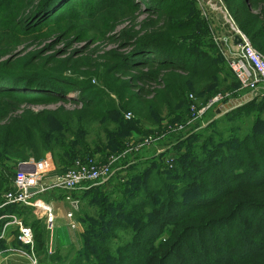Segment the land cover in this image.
<instances>
[{
  "label": "trees",
  "instance_id": "16d2710c",
  "mask_svg": "<svg viewBox=\"0 0 264 264\" xmlns=\"http://www.w3.org/2000/svg\"><path fill=\"white\" fill-rule=\"evenodd\" d=\"M69 1L45 0L35 14L46 16L40 20L47 23ZM222 1L238 29L264 56V0ZM143 3L146 7L142 11L146 16L135 25L139 28L133 26L121 33V43L130 47L131 52L121 54V62L114 67L123 76L133 73L127 81L117 79L118 85H112L116 81L107 80L116 100L102 90L95 91L92 86L74 81H70L71 85H60L59 72L66 65L56 67L55 64L48 68L46 63H37L30 74L15 75L17 69L11 68L10 61L1 60L4 54H0V168L7 166L10 159L39 160L42 153L47 152L62 167L73 166L76 160L95 158L96 153H122L130 135L138 133V129L133 131L134 123L124 118L125 110L133 107V101L139 102L148 119L158 116L165 107L167 115H171V123L182 122L176 113L192 105L187 94L192 91L197 94L204 85L217 79L211 72L212 57L206 47L198 44L202 43V37H195L197 11L191 7L190 0H144ZM128 6L136 9L134 3ZM4 16L10 17L0 15V19ZM10 29L0 24V51L8 48L11 51L10 46L20 38L21 34ZM203 30L197 29L199 33ZM192 58L201 64L188 68L185 60ZM48 69L56 73L46 71ZM40 72L48 76H41ZM68 86L80 88L77 101L84 103L81 108L72 111L60 107L24 109L17 113L19 103H38L42 98L68 102L65 101L69 99ZM156 125L154 128L164 132L165 126ZM255 131L245 138H232V146L227 145L228 140L220 142L214 136H195L199 146L182 152L175 160L176 169H167L162 162L164 155L171 152L169 149L157 155L154 152L147 157H134V164L140 169L136 174L129 173L132 176L118 185L119 191L112 190L119 194L117 201L94 193L93 188L84 190L85 195L91 196L86 199L89 203L81 202L82 213L79 211L77 218L73 213L82 228L77 248L69 258L61 261L56 255L55 259L59 264H75L76 261L84 264L88 261L87 257L83 259L84 254H92L88 250L90 245L101 254L94 256L92 264H168L166 260L171 251L183 256L180 264H264V133ZM175 133L178 132L169 135L173 137ZM190 138H184L185 142ZM207 140L218 142L223 149L207 144ZM180 142L173 146L177 148ZM115 178L121 181V176L114 175L111 180ZM1 186L9 187L3 181ZM48 193L42 196L46 201H65L64 194L57 197ZM131 200L140 206V211ZM113 207L114 214L121 211L124 223H115L108 215L107 211ZM5 212L16 213L33 228L40 226L39 220L30 221L29 207L7 206L0 210V213ZM227 223H230L228 227ZM107 226H119L128 234L121 245L114 248L116 255L95 242L106 236L115 238L110 231L100 234L99 230L107 231ZM167 228L166 243L155 244L154 238L162 236ZM33 233L35 252L47 254L49 235L40 231ZM9 246H16V240L0 239V251ZM225 246L226 251H222Z\"/></svg>",
  "mask_w": 264,
  "mask_h": 264
},
{
  "label": "rangeland",
  "instance_id": "374dc122",
  "mask_svg": "<svg viewBox=\"0 0 264 264\" xmlns=\"http://www.w3.org/2000/svg\"><path fill=\"white\" fill-rule=\"evenodd\" d=\"M44 1L45 0H7L5 3H3V1L0 2L1 4L3 3V5L0 6V15L10 16L9 18L4 16V19H0V24L2 23L5 27L8 25V27L11 28L10 31L13 33L21 34L20 38H17L13 42V45L10 46V48L13 47L11 51H8L10 50L9 48L5 49L4 52L0 51V54H4L1 60L6 59L13 64L11 68L17 69L15 75L30 74L31 69L37 67L35 65L37 63L41 65L46 63L48 68L54 67L55 64L56 67L57 64H62V66L66 65L65 69L62 68L61 72H59L61 78L58 83L60 85H71L70 83L72 82L70 81H74L78 84L87 85V87L92 86V89L95 91L102 90L104 93H107L111 99L113 98L116 100L114 92L112 93V90L109 89L107 80L111 79L113 82L117 79L120 81H127L129 75H132L133 73L132 71L128 73L129 75L123 76L121 75V71L119 69L115 70L114 67H117V64L121 62V54L127 55L131 52L130 47H125V45L121 43V33L124 32V30L131 29L136 24H139L146 16V13L143 12L146 7L143 3L144 0H70L67 5L60 7L53 17L50 19L48 18L49 22L41 23L42 20H40V18H46V16H37L38 14L35 13L39 5ZM211 1L221 2L223 4L222 0ZM130 3H134L137 10L130 9L128 6ZM142 4L144 5L142 6ZM190 4L191 7L197 11L195 17L198 24L194 25L196 29L195 37L196 39L202 37V43L198 44L202 47H206L208 55L212 57L213 68L211 69V72L217 77L216 81L208 82V85H204L197 94L194 93V91L187 94V99L191 101L192 105L197 107L194 108V106L191 105L189 109L183 108L182 111L176 113V115L180 116L179 118H181V123H183L184 126L182 129L178 126L177 129L180 130L178 133L181 134L175 133V136L173 137L169 135V133L163 132L161 129L154 128L158 123L167 128L168 126H173L175 123H178H171L169 121L171 115H167L165 107H163V110L158 116L148 119L146 117L147 114L140 109L139 102L133 101L132 105L134 109L133 107H129L125 112L122 111V113L124 112V115L131 114V120H129V123H134L135 128L133 131L138 129V133L136 131L132 134L137 137V142L142 141L143 137H145L143 135L146 132L147 135L158 132L160 136L156 137V140L152 143L150 142L149 144H146L139 151L134 149L131 150L128 147L127 150L130 151H128L129 153L125 157H121V153L115 155L113 153L107 155L96 153L94 159L97 165L101 167L106 163H110L109 165L114 169L113 171L116 170L114 175H121V181L116 178L111 180L114 176L113 175L112 177L110 176V182L108 181L101 185L88 187L85 191L93 188L95 190L94 193L103 195L108 200L117 201V198L120 199L119 194L116 193L119 191L118 185L121 184L124 179L126 181V179L129 178V175L132 176V174L129 173L136 174L140 169L139 165L134 164L136 160H133L131 163V159H136L133 157L140 155L147 157L151 153H156L158 149L167 147L170 143L172 146H168L170 147L168 149L171 153L170 155H164L162 158L163 161H161L164 162L163 164L167 169H176L175 160L179 155L182 152L187 151L189 147L196 148L199 146L195 136H214L215 138H218L220 142L228 140L227 145L232 146V138H245V135H251L255 129V132L257 133H264V99L259 96L250 95L246 88L240 86L239 82L228 68L226 57L232 52L231 48L234 47L230 41V37L233 34L234 24H232L224 4L220 9L217 8L215 4L207 3L204 0H190ZM69 6L71 7L68 9ZM137 27L138 26H135V28ZM199 28L204 29L202 33L197 31ZM222 43L224 46H222ZM185 63L188 68H196L201 64V62H195L193 58L188 60V62L185 60ZM79 66L82 67L79 68ZM67 67H72V70H67ZM0 70L2 69L0 68ZM46 71L56 73V71L52 69ZM168 72H170V70H168ZM173 72L177 74L181 73L180 71ZM39 74L41 76H48L47 74H44V72H40ZM118 84H120V82L116 81L112 85ZM68 88L70 89H68L66 93L67 96L75 95L77 97V95L80 94V88H77L76 86H68ZM214 97H217L216 103H213L203 112H200L199 109L203 105L207 106L210 100H213ZM77 98L74 100L72 98L65 100L68 102H55L54 100L42 98L38 99V103H19L16 107L18 108L17 113L22 112L24 109L39 110L41 108H46L52 110L58 107L72 111L74 109H79L84 105L82 101H77ZM25 99L29 100L31 98ZM6 101L8 103L10 102L9 99ZM242 106L244 108H242ZM221 108H223V110L220 113H216V111L218 109L221 110ZM238 108H242L240 110H244V112H239L240 110H238ZM172 119L176 118L173 117ZM164 130L166 129L164 128ZM102 136H104V134ZM127 137L125 139H127ZM187 137L192 138L185 142L184 138ZM180 140L181 142L178 144L177 148L174 147L173 144ZM213 141L214 140H207L206 142H208L207 144H212ZM217 144L218 142H215L212 145L219 149H223V145ZM41 156L42 157L39 158V160H43L47 157L51 158L56 166L55 172L57 175H62L73 168V166L62 167L57 165L51 154L48 152L42 153ZM165 158H172L171 167L164 161ZM24 160L26 159H10L6 164L7 166L0 168V183L3 181L10 186L8 178L13 176L18 163ZM62 171L64 172L61 173ZM56 174L53 172V176ZM52 178L53 177L49 175L45 177L44 181L48 182ZM115 188H117V190H115L116 192L112 193V190ZM85 191H66L53 188L49 190L48 194L57 197H62L64 194L65 197L63 199L66 200V197L69 196L72 200H76L77 202L75 205H72V203L67 200L68 204L64 205L66 209L65 212L72 211L76 217L79 211L82 213L80 210L81 204L89 203L86 199L91 196L89 197V194L85 195ZM42 199L45 200L44 198ZM135 200H131V203ZM132 205L137 211L141 210L140 206L135 205V203ZM61 207L63 208V204ZM30 209L32 211L29 216L31 219L30 221L39 220V227L33 228L30 226L35 233L40 231L47 237L48 235L50 237L51 233L53 237H57L56 232L58 231L59 235L62 234L59 228H56V224L51 230V233H49V230L46 228L44 213L38 208L30 207ZM114 211V207L109 209L107 211L108 215L116 220L114 221L115 223L118 221L124 223L123 220H121L123 219L121 218V211L119 212L120 214H114ZM65 223L66 221H64V224L63 222L59 224L63 226L64 232H70L69 227L66 226ZM78 223L80 225V222ZM229 224L230 223H227L226 227H228ZM169 228L165 230L162 236L154 238L155 244H159L160 242L166 243L165 241L169 237ZM109 231L115 235V238H107L106 236L103 239H96L95 242H97L102 248L109 250L116 255L114 248L120 246L128 237V234L126 231H122L119 226H114V228L107 226V231L99 230L102 235H106V232ZM224 237H227L226 232L224 233ZM169 241L170 240H168V243ZM54 250L57 251L56 254L52 253ZM88 250L92 254H89L88 252L85 253L83 259L84 257H87L88 264H92L95 260L94 256L101 254L90 245H88ZM222 251H226V246L222 248ZM68 252V247H56L55 249L48 251L45 255L35 253V257L38 264H59V260H64ZM170 253L172 254L169 255L166 260L168 264H180L183 256H178L181 254L177 251H171ZM56 255L60 257L59 260L55 259ZM50 260L52 261L50 262ZM87 262L84 264H87ZM75 264H78V261H76Z\"/></svg>",
  "mask_w": 264,
  "mask_h": 264
},
{
  "label": "built area",
  "instance_id": "2783aa9c",
  "mask_svg": "<svg viewBox=\"0 0 264 264\" xmlns=\"http://www.w3.org/2000/svg\"><path fill=\"white\" fill-rule=\"evenodd\" d=\"M230 20L232 21L231 18ZM232 23L234 26L230 41L235 50H232L226 57L228 68L239 82L240 86L246 88L250 95L259 96L264 99V56L253 47L248 37L235 26L233 21ZM236 36L238 37V42L235 41ZM216 100L217 97H214L207 106L203 105L199 109L200 112H203L210 105L216 103ZM192 106H194V108L197 107L195 105ZM124 118L130 120L131 114H125ZM178 126L182 129L184 124L181 122L175 123L173 126H168V128L165 127L166 130H164V132L169 134L180 132V130L177 129ZM155 133L156 132L150 135H144L145 137H143L140 142H137L136 136H130L125 150L121 153V157H125L129 153L128 151L130 150H127L128 147L131 150L134 149L139 151L146 144L155 141L156 137L160 136L158 132ZM168 146L171 147V145ZM168 146L159 150L156 155L170 148ZM170 153L171 152L167 154L170 155ZM169 155L167 156L170 157ZM133 160L136 159H131V163ZM164 161L170 167L172 166V158H165ZM109 164L110 163H106L104 166L99 167L94 158H88L84 161L76 160L72 169L62 175H57L55 172L56 166L50 157L43 160H34L30 158L27 161H21L16 166V171L13 176L8 178L10 186L6 188L7 186H1L0 183V210L7 206L38 208L44 213L46 228L51 231L56 224V220L59 218L56 211L58 203H63V205H65L68 204L67 201H69L72 205H75L77 201L72 200L69 196L66 197L67 201H46L42 199V196L53 188L66 191H80L91 186L104 184L111 179L116 171H113L114 169H112ZM53 172L56 174L55 176H53ZM49 175L53 178L48 182L44 181L45 177ZM118 176L121 175L118 174ZM30 188H35L36 191L30 192ZM64 216L71 229L75 230L79 227V224L73 218L72 211L64 212ZM0 225V239L11 240L13 238L18 245L9 246L5 250L0 251V255L4 253H20L29 256L32 264H38L35 257V237L32 228L25 224L20 216L11 212L0 213Z\"/></svg>",
  "mask_w": 264,
  "mask_h": 264
},
{
  "label": "crops",
  "instance_id": "0c3cea01",
  "mask_svg": "<svg viewBox=\"0 0 264 264\" xmlns=\"http://www.w3.org/2000/svg\"><path fill=\"white\" fill-rule=\"evenodd\" d=\"M222 46H224L223 43H222ZM231 50H235L234 47H232ZM161 149H163V148L158 149L157 152ZM156 153H155V155H156ZM62 204L63 203H58V207L56 206V211H57V214L59 216V218L56 220V228H59V230L62 232V234L59 235V231L56 232L57 237H53L52 233L50 234L49 251L55 249L56 247H63V248L68 247L69 252L66 255V258L67 257L69 258L70 255L72 254V252L77 248L78 232L81 231V227H80V225H78L79 227L75 230L70 228V226L68 225V221L63 216L66 209H65L64 205H63V208L61 207ZM64 221H66L65 225L69 227L70 232L69 231L64 232L63 226L59 224L61 222H63V224H64ZM16 245H17V242H16ZM0 264H32V261H31V258L29 256H26L24 254H20V253L6 254V253H4V254L0 255Z\"/></svg>",
  "mask_w": 264,
  "mask_h": 264
},
{
  "label": "water",
  "instance_id": "95a60500",
  "mask_svg": "<svg viewBox=\"0 0 264 264\" xmlns=\"http://www.w3.org/2000/svg\"><path fill=\"white\" fill-rule=\"evenodd\" d=\"M204 1L207 2V3H213V4H215L216 7L219 8V9L223 7V4L221 2H217V1H213L212 2L211 0H204ZM235 41L238 42V37L237 36L235 37ZM67 98L76 99L77 97L75 95L74 96L68 95ZM222 110H223V108H221V110L218 109L216 111V113H220ZM29 191L30 192H34V191H36V189L35 188H30Z\"/></svg>",
  "mask_w": 264,
  "mask_h": 264
}]
</instances>
